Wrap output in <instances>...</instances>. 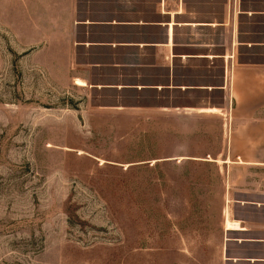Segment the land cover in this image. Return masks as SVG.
I'll return each mask as SVG.
<instances>
[{
    "label": "rangeland",
    "instance_id": "obj_1",
    "mask_svg": "<svg viewBox=\"0 0 264 264\" xmlns=\"http://www.w3.org/2000/svg\"><path fill=\"white\" fill-rule=\"evenodd\" d=\"M66 1L0 0V264H226L233 201L264 199V161L240 163L219 112L109 110L74 85ZM236 43L264 67V14Z\"/></svg>",
    "mask_w": 264,
    "mask_h": 264
},
{
    "label": "crops",
    "instance_id": "obj_2",
    "mask_svg": "<svg viewBox=\"0 0 264 264\" xmlns=\"http://www.w3.org/2000/svg\"><path fill=\"white\" fill-rule=\"evenodd\" d=\"M217 4L68 0L62 4L66 11L58 8L56 14L71 17L72 81L102 95L99 105L183 120L219 112L234 120L231 142L240 163L262 164L264 118L255 114L264 107V67L241 63L235 47L240 17L264 14V8L246 7L245 0L212 7ZM253 197L233 201L229 217L241 225L226 228V264H264V199Z\"/></svg>",
    "mask_w": 264,
    "mask_h": 264
},
{
    "label": "bare ground",
    "instance_id": "obj_3",
    "mask_svg": "<svg viewBox=\"0 0 264 264\" xmlns=\"http://www.w3.org/2000/svg\"><path fill=\"white\" fill-rule=\"evenodd\" d=\"M228 225H229V227H234V226H237L238 223L237 222L228 221Z\"/></svg>",
    "mask_w": 264,
    "mask_h": 264
}]
</instances>
